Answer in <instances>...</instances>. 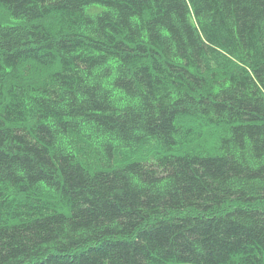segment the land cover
<instances>
[{"label":"trees","instance_id":"16d2710c","mask_svg":"<svg viewBox=\"0 0 264 264\" xmlns=\"http://www.w3.org/2000/svg\"><path fill=\"white\" fill-rule=\"evenodd\" d=\"M0 264H264V0H0Z\"/></svg>","mask_w":264,"mask_h":264},{"label":"bare ground","instance_id":"6f19581e","mask_svg":"<svg viewBox=\"0 0 264 264\" xmlns=\"http://www.w3.org/2000/svg\"><path fill=\"white\" fill-rule=\"evenodd\" d=\"M46 188V187H45Z\"/></svg>","mask_w":264,"mask_h":264}]
</instances>
